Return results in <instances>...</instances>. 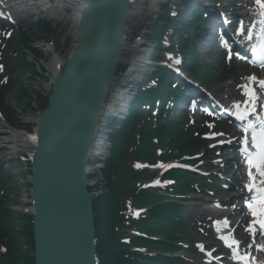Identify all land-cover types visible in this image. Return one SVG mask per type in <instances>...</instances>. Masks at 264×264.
Segmentation results:
<instances>
[{
	"label": "water",
	"instance_id": "water-1",
	"mask_svg": "<svg viewBox=\"0 0 264 264\" xmlns=\"http://www.w3.org/2000/svg\"><path fill=\"white\" fill-rule=\"evenodd\" d=\"M130 3H88L77 52L40 118L32 159L36 264H96L86 165L129 36Z\"/></svg>",
	"mask_w": 264,
	"mask_h": 264
},
{
	"label": "rangeland",
	"instance_id": "rangeland-1",
	"mask_svg": "<svg viewBox=\"0 0 264 264\" xmlns=\"http://www.w3.org/2000/svg\"><path fill=\"white\" fill-rule=\"evenodd\" d=\"M48 18V17H47ZM44 18L43 22H46L48 19ZM145 19H148V16H146ZM72 22V21H71ZM68 23V24H61L55 26L53 25L52 27H46L44 29V33H43V28L41 27V25H39V22L36 23V18L35 17H28L27 22L26 23H22L21 21H19V26L16 28L15 26L9 25L6 26L5 28H3L1 30V39H2V45H1V50H0V66H2L3 70L5 72H7L10 69V66H7L6 64H10V50H13V46L22 45V40L20 38L21 36V32H22V28L27 29L28 33L30 34L29 38H34L43 35L44 38H46L47 40H50L51 42H53V44L55 45L56 49H59V53L61 56H68L70 53L73 52L74 50V31H73V24L72 23ZM55 27V28H54ZM57 28V29H56ZM10 34V35H9ZM175 42H177L180 45H184V41L182 40V38H177L176 34L173 35ZM178 53V50L173 49V55H176ZM14 60L15 62H20L22 60V57L19 53V55L17 54L16 56H14ZM41 63V62H40ZM209 63V76L212 80H217V83L213 86L214 89H216L219 92H224V93H228L230 91V86H231V79L224 82L223 84H220V80L223 79V77L225 76V72L227 71V68H225V65L222 62H212V61H208ZM237 65H235L236 67ZM37 67V64H36ZM234 67V68H235ZM29 69H32L29 68ZM29 69L28 72L25 76V78H30L31 74H29ZM239 70V68H238ZM240 77V76H238ZM238 77H234V78H238ZM23 79L21 81V84H25L27 87L29 85V81H27L26 79ZM28 92L30 93V89L28 90ZM22 96V99L19 97ZM225 95V94H223ZM5 98V97H4ZM4 98H2L1 101V107L3 109V112L6 116L10 117V122H13V125L17 126L18 125V119L20 120V118L22 117V113H24V109L28 108L27 103L28 101H26V96L24 97V93L22 91L17 90L16 91V95L12 94L8 99L4 100ZM187 120H190V118L185 119L184 123L187 122ZM16 122V123H14ZM182 119L180 117H176L175 119V123L178 124L180 127L182 126H186V125H182L181 124ZM135 144H132V147H134ZM196 150V149H195ZM197 152H199V149H197ZM202 151H200L199 153H201ZM192 154L193 151H192ZM11 157L13 155H10ZM195 160V159H193ZM216 176V175H215ZM217 179H220V176H216ZM0 181L5 185V187H8L9 182L6 180L5 176L0 173ZM214 181V180H211ZM210 182V181H207ZM0 183V186L3 187V184ZM215 184V182L213 183V185ZM165 185V184H163ZM162 185V186H163ZM216 188V187H215ZM218 188V187H217ZM8 193L6 194V199H7ZM193 197H204V194H194L192 197L190 198H185V201L187 200L189 202V204H185L186 207V216L188 217V227H189V231L191 230L194 233H199V217H202L203 213L199 215L198 212L194 213L195 210L197 209H201L200 207H197L195 204L197 201H199L198 199H195ZM184 203V202H183ZM199 203V202H198ZM136 206V204H135ZM131 209V205H128L127 210L129 211ZM6 214L8 216H10L8 214V211H6ZM9 225V227L13 230L14 234H15V242H17V233H16V229L20 228V226L23 223H20L18 221V219L11 217V219L8 221L7 223ZM207 228V227H206ZM138 250H146V246L141 245L137 248ZM181 251L179 253H176V257H180L179 259H181L182 261L188 262V260L192 259V256L187 254V252L185 251L186 249H182L179 248ZM202 255H206V252H204V254ZM22 257H19V259L15 262V264H24L23 259H21ZM6 257H4L3 254L0 253V264H5L6 263ZM193 264H199L197 261Z\"/></svg>",
	"mask_w": 264,
	"mask_h": 264
},
{
	"label": "snow or ice",
	"instance_id": "snow-or-ice-1",
	"mask_svg": "<svg viewBox=\"0 0 264 264\" xmlns=\"http://www.w3.org/2000/svg\"><path fill=\"white\" fill-rule=\"evenodd\" d=\"M256 5L260 8V15L264 16V0H255ZM4 13L0 12V16H3ZM259 23L261 25H264V20H260ZM255 25H253V28ZM238 32L240 34H244V25L243 22H241L240 27L238 29ZM10 35V34H9ZM248 39H252V36L249 35ZM261 39L262 43L257 48L253 49L254 54H256L259 58V64L260 67L264 68V28H261ZM179 63V61H177ZM2 68V66H0ZM252 84H258L261 89H264V80H257L255 76L249 78ZM242 87L245 89V95L249 98L248 102H246L243 105V110H241L242 106L241 104L237 103L235 105V108L237 110L236 114L240 120H245L247 116L255 112V102L258 99L256 89L248 84L242 85ZM249 128H253L252 125H249ZM245 132L248 131V129H244ZM33 140L36 139V137H32ZM249 138L247 135L244 137V144H245V152L248 153L246 159L247 164L249 167L248 171V177L249 180L252 181L250 184L246 185L249 192H255L256 198L255 201L248 202V208L252 213V216L254 217V220L252 222V225L249 226L247 231L253 233L255 235V225H259V228L261 230H264V179H261L259 181V184L256 182V177L253 175V169H255L256 174L259 177L264 178V118L260 119V128L259 130H255L253 128L252 136H251V143L255 145V153L248 152V146H249ZM139 167V165H137ZM159 183V182H157ZM219 223V222H217ZM221 239H225V237H221ZM233 245L236 246L235 249V255L238 257L239 260L243 261V264H248V258L247 256H241L239 253V242L235 239L231 240V243L228 244V247H233ZM202 247V246H201Z\"/></svg>",
	"mask_w": 264,
	"mask_h": 264
},
{
	"label": "bare ground",
	"instance_id": "bare-ground-1",
	"mask_svg": "<svg viewBox=\"0 0 264 264\" xmlns=\"http://www.w3.org/2000/svg\"><path fill=\"white\" fill-rule=\"evenodd\" d=\"M25 1V2H24ZM90 0H58L56 2H51L48 3L46 0H21V2H18V4H16L15 2H13V5H23L24 8L29 9V10H36L37 13H39L40 15H48L51 18L55 15L60 16V18H62V20L65 23H71L73 24V30L78 31L81 21H82V16L84 13V10L86 8V3L89 2ZM154 0H134V2L131 4V8H130V12H131V26L133 25V31H135L139 25L143 22L144 18H145V12L146 10L149 8V6L151 5V3H153ZM236 6H238L237 3H232L230 5V13L234 14L237 13L236 10ZM31 13V12H30ZM32 15H34L32 13ZM132 49V47H131ZM130 55L133 56L135 61V56H134V52L130 51ZM131 61V62H132ZM137 63H141L140 59L136 60ZM130 66V65H129ZM127 66V67H129ZM123 70V68H122ZM243 70V68H242ZM125 71V70H124ZM122 71V72H124ZM126 78V77H124ZM122 82H124L123 80H121ZM125 83V82H124ZM120 87H118V90L115 92L114 94V99L111 101L110 105H115L116 104V99L117 102L119 100V92H120ZM232 94L234 96H238L240 95V91L239 90H233ZM122 95V94H121ZM205 95L203 94V97ZM207 101L202 100V102H200V104H204ZM236 134V131H235ZM2 139H4V145L6 146H10L15 148L17 151L19 152H23V151H30L31 149V144L27 141L26 139V135L25 134H21V133H12V132H8L6 130V133L2 136ZM232 164L234 165V168L236 169V172L240 171V167L238 165V161L237 160H230L227 162V164L223 165L221 167V170L223 172H227V173H231L230 170L228 169V166H232ZM234 171V169H233ZM236 181V183H240L241 180L239 178L234 179V182ZM207 215H210L209 212L206 213Z\"/></svg>",
	"mask_w": 264,
	"mask_h": 264
},
{
	"label": "trees",
	"instance_id": "trees-1",
	"mask_svg": "<svg viewBox=\"0 0 264 264\" xmlns=\"http://www.w3.org/2000/svg\"><path fill=\"white\" fill-rule=\"evenodd\" d=\"M113 167L115 168L116 171L120 170V166H119V161L117 158H115L113 160L112 163ZM114 194V193H113ZM111 205L109 204L106 208H97L96 211L99 213L100 218H97V228L99 231V237L101 238V244H100V251H102L101 246L102 245H111L113 242V229H112V224H113V218L112 217H108L113 208L110 207ZM175 213L173 208H161L157 211V216L155 218V220L157 221H161V219L163 220L164 215L165 214H170L173 215ZM164 221H166V219H164ZM106 227H109L108 232H105L104 229ZM8 230H6L5 227L2 226L1 231H0V241H3L5 238L8 237V240L11 239V235L8 234L7 232ZM107 233H109V235H107ZM5 237V238H3ZM27 264H34L33 260L28 262Z\"/></svg>",
	"mask_w": 264,
	"mask_h": 264
}]
</instances>
